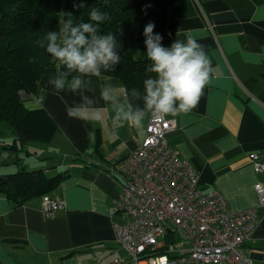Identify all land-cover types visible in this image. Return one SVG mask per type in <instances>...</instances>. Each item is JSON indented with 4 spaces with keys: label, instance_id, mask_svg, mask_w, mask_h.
Wrapping results in <instances>:
<instances>
[{
    "label": "crops",
    "instance_id": "obj_1",
    "mask_svg": "<svg viewBox=\"0 0 264 264\" xmlns=\"http://www.w3.org/2000/svg\"><path fill=\"white\" fill-rule=\"evenodd\" d=\"M167 32L174 40L190 32L212 68L197 107L167 116L175 119L167 143L196 171L203 191H218L232 211L257 209L256 227L241 250L252 264H264V207L254 190L264 185V174L254 173L248 159L264 153V0H181L168 10ZM57 75H45L37 98L24 103L45 111L56 126L53 135L48 142H28L18 159L23 155L32 163L28 170H42L48 178L62 175L46 195L65 208L47 218L42 196L17 205L0 194V264H129L112 230L127 221L113 206L122 182L107 169L119 170L140 145L149 117L141 126L114 122L115 108L130 104L115 78L82 77L83 86L73 93L48 83ZM108 83L115 101L101 97ZM167 243L176 254L187 247L176 238Z\"/></svg>",
    "mask_w": 264,
    "mask_h": 264
},
{
    "label": "built area",
    "instance_id": "obj_2",
    "mask_svg": "<svg viewBox=\"0 0 264 264\" xmlns=\"http://www.w3.org/2000/svg\"><path fill=\"white\" fill-rule=\"evenodd\" d=\"M174 126L173 118L149 115L140 145L119 170L107 169L122 182L113 206L127 217L112 226L117 243L133 264H252L241 248L256 227L257 209L232 211L218 191H203L196 171L167 143ZM248 159L254 173L264 174V153ZM254 190L264 207V185ZM64 208L62 201L42 196L45 217ZM177 236L187 244L179 254L167 243Z\"/></svg>",
    "mask_w": 264,
    "mask_h": 264
},
{
    "label": "trees",
    "instance_id": "obj_3",
    "mask_svg": "<svg viewBox=\"0 0 264 264\" xmlns=\"http://www.w3.org/2000/svg\"><path fill=\"white\" fill-rule=\"evenodd\" d=\"M180 1L0 0V125L13 136L11 143L0 142V151H8L13 164L19 167L14 173L0 174L1 195L17 205L23 204L46 195L62 178H48L42 170H27L18 159L28 142H48L56 128L44 110H28L24 106L32 94H37L45 75L66 71L40 46L46 33L58 31L60 22L69 18L74 24L91 22L89 12L93 8L108 13L110 19L98 25L99 34L115 35L121 60L114 70L101 75L119 80L132 108H142L143 82L152 75L146 71L150 61L145 54L144 27L154 22V32L161 34L162 44L169 47L174 38L167 32V13ZM80 3L83 8L74 7ZM133 88L139 96L132 94ZM0 134L5 135L1 131Z\"/></svg>",
    "mask_w": 264,
    "mask_h": 264
},
{
    "label": "clouds",
    "instance_id": "obj_4",
    "mask_svg": "<svg viewBox=\"0 0 264 264\" xmlns=\"http://www.w3.org/2000/svg\"><path fill=\"white\" fill-rule=\"evenodd\" d=\"M74 7L83 8L84 4ZM67 16L71 17V13ZM108 19V13L93 8L89 12L91 22L74 24L71 18L63 20L58 31L46 33V43L39 42L52 59L66 69L48 81L56 91H63L67 86L75 93L84 84L82 77H99L102 72L114 70L120 63L115 35L99 34L98 25ZM154 29L155 23L149 22L143 30L145 54L150 61L146 71L152 74L143 82V107L133 109L130 104L119 105L115 108L114 122L123 120L129 125L141 126L149 115L163 119L169 115L188 113L197 107L203 90L209 83L211 60L190 32L184 33L185 40L176 39L169 47H165L162 44L163 36L154 32ZM180 34L177 32V35ZM72 72L78 75L69 81L68 77ZM112 93L114 87L108 83L102 89L101 97L105 101H115L116 97ZM132 94L139 96L135 88L132 89ZM79 107L83 109L87 106ZM68 111L70 115H77V111L72 108ZM95 119H101L100 115L97 114Z\"/></svg>",
    "mask_w": 264,
    "mask_h": 264
},
{
    "label": "rangeland",
    "instance_id": "obj_5",
    "mask_svg": "<svg viewBox=\"0 0 264 264\" xmlns=\"http://www.w3.org/2000/svg\"><path fill=\"white\" fill-rule=\"evenodd\" d=\"M30 96V95H29ZM32 99H34L35 97L37 98V95L36 94H32ZM28 99H30V97L28 98ZM5 129V130H4ZM3 129V127L0 125V131L1 132H4L5 133V135H1L0 134V142L1 143H7V142H10V140L12 139V137L13 136H11L12 134H11V132H9L8 130H6V128H4ZM146 129V128H145ZM35 147H37V146H35ZM9 152L8 151H6V154H8ZM1 157L2 158H0V174H3V173H14V172H16L18 169H19V167H17L15 164H13V159H10V160H8V158H7V155H5V154H1ZM23 158H24V156L22 155V157L20 158L21 160H20V162H21V166H26L27 167V170L28 169H31L32 168V163H30V160H23ZM12 160V161H11ZM2 163V164H1ZM176 239H177V241H181L180 240V238L177 236L176 237ZM160 252L161 253H164V252H166L165 251V248H162L161 250H160Z\"/></svg>",
    "mask_w": 264,
    "mask_h": 264
}]
</instances>
